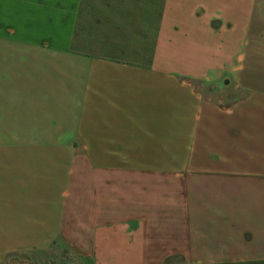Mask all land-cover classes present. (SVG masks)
I'll list each match as a JSON object with an SVG mask.
<instances>
[{"label":"crops","instance_id":"0c3cea01","mask_svg":"<svg viewBox=\"0 0 264 264\" xmlns=\"http://www.w3.org/2000/svg\"><path fill=\"white\" fill-rule=\"evenodd\" d=\"M86 2L0 0V49L49 71L36 104L67 108L51 120L60 155L91 157L40 190L55 198L9 214L1 248L61 243L80 264H264V0H163L142 29L150 54L131 61L78 46ZM141 154L184 160L112 158ZM137 173L156 182L139 191L125 180Z\"/></svg>","mask_w":264,"mask_h":264},{"label":"rangeland","instance_id":"374dc122","mask_svg":"<svg viewBox=\"0 0 264 264\" xmlns=\"http://www.w3.org/2000/svg\"><path fill=\"white\" fill-rule=\"evenodd\" d=\"M162 4L163 0H87L80 17L81 30L84 32L80 34L78 46L96 54H104V50L115 56L123 53L128 57L123 60L127 61H131V57L136 55L143 54L146 57L150 54L154 38L147 35L145 30V33L142 32V29L147 25H158ZM135 31L139 32L138 35H135ZM7 54V51L0 49L1 244L5 238V221L9 216L18 212L20 207L27 209L30 205H37L28 201L55 198L57 193L46 195L40 190L46 185L62 186L65 175L74 162L85 163L91 158L60 155L64 151L62 147H66L63 145L66 140L52 139L53 130L58 125L51 120L66 116L67 108H56L57 112L52 114V108L48 104H36V101L42 100V97L45 99L46 94H50L49 71H40L38 64L29 62L24 70H20L17 60L8 58ZM92 158L99 160L106 157ZM112 158H117L118 164L139 168L172 165L184 160L179 155L167 154ZM131 175H125V180L135 184L139 191H146L149 184L156 182V178L147 176L146 173ZM130 184L120 186L129 187ZM187 185V197L195 201L193 178L187 180ZM25 211V214H31L28 209ZM2 248L0 246V264H80L61 243L43 250L34 246H27L25 249ZM165 263H173V260Z\"/></svg>","mask_w":264,"mask_h":264}]
</instances>
